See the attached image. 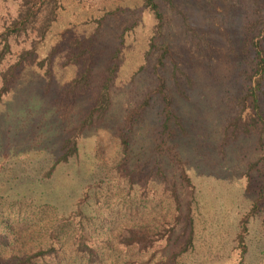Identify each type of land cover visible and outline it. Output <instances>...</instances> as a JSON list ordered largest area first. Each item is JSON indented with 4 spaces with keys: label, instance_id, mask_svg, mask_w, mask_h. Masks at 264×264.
<instances>
[{
    "label": "rangeland",
    "instance_id": "1",
    "mask_svg": "<svg viewBox=\"0 0 264 264\" xmlns=\"http://www.w3.org/2000/svg\"><path fill=\"white\" fill-rule=\"evenodd\" d=\"M22 1L0 0V88L20 62L0 96V257L52 243L47 264H87L83 232L92 264H264V0H155L160 25L143 0H60L36 48L40 16L2 38Z\"/></svg>",
    "mask_w": 264,
    "mask_h": 264
},
{
    "label": "trees",
    "instance_id": "2",
    "mask_svg": "<svg viewBox=\"0 0 264 264\" xmlns=\"http://www.w3.org/2000/svg\"><path fill=\"white\" fill-rule=\"evenodd\" d=\"M60 6V0H23L20 4V10L17 16L12 20L9 26H7L3 32L2 38L3 40H7L8 35L13 33L19 34L21 32L26 31L29 27L33 28V23L35 18L40 16V23L38 26H35V39L33 40V47L36 46L42 41L44 38L47 30L49 29L51 23L56 18V12L58 7ZM143 6L147 8L151 14L153 15L154 19L157 22V25L161 24L162 21V13L159 9V6L155 2V0H143ZM37 27V28H36ZM5 48H8V44L5 45ZM33 51V49H31ZM3 53V52H1ZM25 53H30V49ZM255 58L257 59L256 66H257V79H256V87L260 85L263 79V72H264V57L259 49L255 51ZM20 64L17 61L15 64L10 67L9 72H12L13 68L17 67ZM4 74L3 84L0 88V96L6 92L7 89V80L9 74ZM250 99L252 102V106L256 107L255 102V92H250ZM106 105V98H105V88L100 93V96L97 100L96 108H104ZM95 109V108H94ZM94 109L92 111H94ZM69 143V140L67 141ZM188 181V180H187ZM153 236H145L136 234L133 231H127L126 234L121 236V241L125 245H131L134 243L142 244V243H151V238ZM77 250H79L82 254H85L87 257V264H92L94 262V251L90 246L89 241L87 240L86 235L83 232H80L77 236ZM8 246V241L0 236V251L3 250ZM4 247V248H3ZM55 246L51 243L48 247L43 248L39 247L37 250H34L30 253H26L22 256L16 255L14 257L7 258L6 260L0 257V264H3L4 261H7L5 264H38L39 262H43V264H47L46 259L53 255L52 253H56ZM50 264V263H48Z\"/></svg>",
    "mask_w": 264,
    "mask_h": 264
}]
</instances>
